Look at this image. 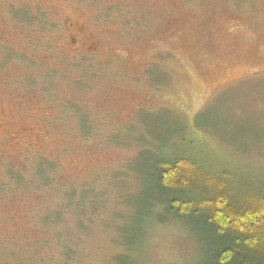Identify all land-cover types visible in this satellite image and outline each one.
<instances>
[{
    "label": "rangeland",
    "instance_id": "rangeland-1",
    "mask_svg": "<svg viewBox=\"0 0 264 264\" xmlns=\"http://www.w3.org/2000/svg\"><path fill=\"white\" fill-rule=\"evenodd\" d=\"M25 5L0 0V264H193L156 168L264 194V0L66 3L94 53Z\"/></svg>",
    "mask_w": 264,
    "mask_h": 264
},
{
    "label": "trees",
    "instance_id": "trees-1",
    "mask_svg": "<svg viewBox=\"0 0 264 264\" xmlns=\"http://www.w3.org/2000/svg\"><path fill=\"white\" fill-rule=\"evenodd\" d=\"M155 173L166 214L189 221L204 245L193 264H264V194H237L185 158L162 160Z\"/></svg>",
    "mask_w": 264,
    "mask_h": 264
},
{
    "label": "flooded vegetation",
    "instance_id": "flooded-vegetation-1",
    "mask_svg": "<svg viewBox=\"0 0 264 264\" xmlns=\"http://www.w3.org/2000/svg\"><path fill=\"white\" fill-rule=\"evenodd\" d=\"M88 1L91 0H24L25 2V8H21L20 10L25 11V12H29L31 9L28 7V2H34L36 7L38 9H43L44 6L49 7L50 11L60 20H62L64 22V24H66V29L67 31L70 33L69 37H68V41L70 46L75 47L79 42V38H83V31H82V27H76L79 25V22L77 20V18H75L73 15L66 13V15L63 14V10H64V5L73 3V7L75 9H78L79 11H81V9L85 6H87ZM124 1L127 0H116L117 4L122 5L124 3ZM84 4V5H83ZM13 8L15 10L18 11L17 6L14 5ZM28 8V9H27ZM30 9V10H29ZM37 9V10H38ZM36 11V10H35ZM66 18V19H65ZM65 19V21H64ZM85 34V33H84ZM100 41H92L90 43H85V42H80V46H84L85 50H88L90 52L92 51H97L98 48H100ZM88 48V49H87ZM79 50V48L75 49V51ZM94 53V52H92Z\"/></svg>",
    "mask_w": 264,
    "mask_h": 264
},
{
    "label": "clouds",
    "instance_id": "clouds-1",
    "mask_svg": "<svg viewBox=\"0 0 264 264\" xmlns=\"http://www.w3.org/2000/svg\"><path fill=\"white\" fill-rule=\"evenodd\" d=\"M148 230L150 233L154 232L156 230V226H150Z\"/></svg>",
    "mask_w": 264,
    "mask_h": 264
}]
</instances>
